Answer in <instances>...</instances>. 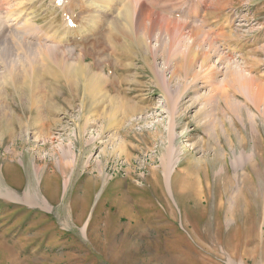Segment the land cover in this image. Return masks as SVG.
<instances>
[{
    "label": "rangeland",
    "instance_id": "1",
    "mask_svg": "<svg viewBox=\"0 0 264 264\" xmlns=\"http://www.w3.org/2000/svg\"><path fill=\"white\" fill-rule=\"evenodd\" d=\"M139 1L167 22L151 42V56L131 43L130 54L119 58L112 44H130L125 28L114 43L107 30L93 28L68 46L49 44L59 48L58 54L50 51L52 60L30 48L25 63L17 62L18 68L24 64L19 72L38 75L39 97H17L4 82L0 264H264V0H197L201 12L176 19L198 27V34L188 26L169 33L166 0ZM176 1L175 7L186 3ZM206 2L216 4L213 15L202 16ZM74 10L68 16L76 22L81 11ZM129 32L134 41L142 31ZM62 60L73 66L76 79L61 77ZM233 70L246 78L243 88L230 79ZM85 72L103 74L97 94H86L80 81ZM216 149L223 157L217 169L228 170L233 187L246 186L244 192L259 198L258 207L243 201L252 210L247 218H236V194L226 217L211 200V214L193 211L196 201L205 205V185L195 173ZM165 153L171 161L167 180L161 170ZM8 166L16 169L9 178ZM17 172H24L18 187ZM190 172L194 183L178 189V179ZM49 184L58 188L55 196L46 194Z\"/></svg>",
    "mask_w": 264,
    "mask_h": 264
},
{
    "label": "bare ground",
    "instance_id": "2",
    "mask_svg": "<svg viewBox=\"0 0 264 264\" xmlns=\"http://www.w3.org/2000/svg\"><path fill=\"white\" fill-rule=\"evenodd\" d=\"M125 1H129V0H0V97L2 98V96H4L2 94H3L4 90H6V88L4 87V82L7 83V85L10 87L11 91L13 92V94L17 97L19 95H22L25 93L33 94V95L39 94V92H40L39 90L41 88L40 87L41 83L40 84L38 83V81H39V80H37L38 75L35 74L31 70L32 68L29 69V71H32V72H28V71H26V69H23L21 72H19V70H17L18 66L16 67L17 62L19 61V63H20V60L24 56H26V54L28 53V50L30 48H36V49L40 50L42 55L44 56V58L49 59L51 57L50 51H53V50L59 51V48L51 47V46H49V44H55V45L60 44L63 46H66V45L68 46V44H70L76 38H85L86 35L88 33H90L91 30L95 31L94 29H99L101 32L107 30V37L109 36L110 38H112V42H113L114 39H116V37L118 35H120V34H118L120 28H125L123 30V34H125L127 37H124V38H126V39L128 38L130 44L123 45L121 48V53H119V48H120V45L122 43L116 44L117 50L116 51L113 50V51H114V54L118 55L119 58H120L122 53L124 54V56H125V53H127V54L129 53V49L132 47L131 43L135 44L136 49H138L140 52H143V54H148L149 56H151V49L154 50L152 48L151 42H153V40H156L157 38H159L161 36V35L157 34V31H159L161 28H163L162 24L167 25L166 19L164 17H162L160 14H158V12H156V10H153L151 7H148V5L147 6L144 5L145 3H143V5L139 4L140 3L139 0H133L131 2V4L128 6L125 5ZM172 1L173 0H166V3L168 2L167 4L171 8H164L163 9L164 12L170 14V16L172 17V18L169 17V19H168V22L172 26L170 28L169 33L179 30L180 27L188 26L187 22L178 21L176 19V17L178 15H180L181 13L182 14L183 13L188 14V12H191V13H189V15L193 16V15L201 12V10L199 8V4H198V7L194 4L197 0H186L185 5H183L182 7H180V6L175 7L176 5H173ZM177 1H180V0H177ZM43 2L46 3L45 5L47 6V8H44ZM155 2H156V0H155ZM163 2H165V0H163ZM204 3H203V6H205ZM207 4H209L208 8L207 9L205 8L206 11H205V9L202 11V16L213 15L216 11V4L215 3H207ZM137 5H139V6H137ZM163 5L164 4H162V6ZM165 6H163V7H165ZM168 6H166V7H168ZM76 7H78L79 10L81 11L80 16H79L80 19L78 18L79 22H78V19L75 22L74 21L75 19L73 20V18H69V16H71V17L75 16L74 14H76V11L74 10V8H76ZM82 7H83V9L86 8V11L90 12L89 14L87 12L88 16H86V14L83 15L84 12H82V10H81ZM40 11H41V13H40ZM42 13H44V14L41 15ZM68 14H69V16H68ZM182 14H181V17H182ZM134 15H136V17H133ZM57 16L60 17V23L59 24H57V21H58L56 19ZM147 19H149V22H148L149 26H148V28H143L145 23L147 22ZM188 27L192 28V31L195 34L200 33V29H198V27H192L190 25ZM131 28H136V29L138 28L140 31H142L141 37L132 41V39L130 38V34H129L130 33L129 31L131 30ZM190 28H189V30H190ZM131 34H133V33H131ZM142 34H143V37H142ZM92 35L94 37V34H92ZM92 35H91V37H92ZM101 38H102V36H101ZM146 38L148 39V43L145 42ZM175 39H176V37H175ZM78 40H80V39H78ZM171 41H172V39H171ZM72 43H74V42H72ZM39 44H42V45H39ZM146 44H147V46H146ZM110 45H111V43H110ZM57 46H59V45H57ZM59 47H62V46H59ZM113 48L115 49L114 44H112V49ZM54 51H53V53H54ZM57 51H56V53H57ZM34 52H35V50L33 51V53ZM137 53H139V52H137ZM29 54H30V52H29ZM42 55H41V57H42ZM112 55H113V52H112ZM30 57L27 56V59ZM58 58L60 59L61 57L59 56ZM103 58L105 59V57H103ZM143 59L148 62V58L144 57ZM32 60L33 59L31 58L30 61L34 63V61L36 59L34 58V60L33 61ZM51 60H52V57H51ZM54 60H55V57H54ZM22 61H23V59H22ZM30 61L26 60V65L28 64L27 62H30ZM40 61H41V59H40ZM62 61H64V60H62ZM62 61L60 63L61 65L63 63ZM59 62H60V60L57 61L58 64H59ZM44 64H45V62H44ZM63 64L65 65V68L62 72L63 75L62 76L60 75V76L66 82H67V80L70 82L72 79H76L74 71H72L73 66L71 64H68V63L65 64V61ZM153 64H155L154 61H153ZM22 65H24V64H22ZM22 65L20 66V68L23 67ZM31 65H33V64H30V66ZM61 65H58V67ZM83 65L84 64H82V66ZM28 66H29V64H28ZM51 66H53V65H51ZM46 67H49V66H46ZM20 68H18V69H20ZM61 68L63 69V67H61ZM153 68L151 67L150 69H153ZM187 68H189V67H187ZM27 69H28V67H27ZM48 69H50V68H48ZM75 69H77V68H75ZM58 70L56 71V73L57 72L60 73V71H58ZM43 71H42V73H43ZM45 72H46L47 76L50 75V73H51L50 70H46V69H45ZM231 73H232V77L230 79L239 83L238 85H240V87L243 88L242 84L244 83V81L242 82V80H244L246 78H244V76L241 74V71L233 70ZM159 74H161V73H159ZM159 74H157V72H155V74H154L155 78H158V82L160 81V82L164 83V81H161V79H163V77H161ZM102 75L103 74L101 72H99V73H90L89 72V74L86 73V74H83L81 76V78L79 77L80 81L82 82L81 84L83 85V88L85 89L86 92H89L86 94H91V96L93 94H97L96 93L97 89H99V87L103 83V78H102L103 76ZM50 77L53 78L52 76H50ZM230 79H229V82H230ZM250 80H252V79H250ZM250 80H248V81L252 82ZM226 85H225V87H228ZM244 86L246 87V85H244ZM248 86L251 87L252 83H250ZM233 87H234V85H233ZM83 88H82V91H84ZM259 88L260 87H258V89ZM261 91H263V90H261ZM91 96H89V97H91ZM38 97H39V95H38ZM101 97H100V99H101ZM92 98H94V97H92ZM95 99H96V97H95ZM90 100L92 103V99H90ZM36 101L37 100H35V99L33 101H30L29 106L27 105V107H28L27 110L31 109V107L33 108L36 105L34 103ZM23 109H24V106H23ZM34 119L36 120V117H34ZM33 122H34V120H33ZM6 125L8 126L9 124H6ZM205 150L206 151H204V153H209L208 152L209 150L207 148ZM212 153H213V157L204 161L206 165L204 166L203 170H201V171L197 170V172L195 173L196 176H198V173L200 174V176L202 177V183L205 185V187H204V191H205V202L204 203H205V205H203L199 200L198 201L195 200L196 202L194 201L195 207H194L193 211L195 213H197L196 214V216H197L200 214V209L203 208L202 210L204 211V213H203L204 215L205 214L206 215L211 214L209 212V208H210L209 201L211 200L213 203V208H215V209L224 208L225 209L224 213H225V217H226V215L233 209L232 207H227L229 204V200L231 199L230 197L233 196L234 194H236L234 196L239 197V200L237 203L239 205V209H238L239 212L236 215V218L238 217L241 220H242V218H247L248 213L251 212L252 210L251 209L248 210L246 207V204L243 201H245L246 203H249L250 206L255 205V207L256 206L258 207V204H259L258 199L259 198L255 197V195H256L255 192H257V191L254 192L255 194H250V193H247L246 191L244 192V190H245L244 188H246V186L245 187L244 186L238 187V185H237V187H233V185H232L233 179H232L230 173L228 172V170L223 168V167H222L223 169L222 168L220 170L217 169V167L219 166V164L221 162L220 156L222 157V154L220 155V151H218L217 149L215 151H213ZM170 164H171L170 157L165 153V155L163 156V158L161 160V170H162L163 180H167L169 178V175L171 172ZM192 176H193V172H190L187 175H183L182 177H180L176 183V187L178 189L182 188V187L186 186V182L187 183L189 182L191 184L194 183V179L192 178ZM196 180H198V177H196ZM250 189L256 190V187L252 186ZM211 190H213V193L211 192ZM2 192H4V191H2ZM47 192H48V190H47ZM211 193L213 194L212 199L209 198ZM4 196L8 197L9 195L7 193V195H4ZM30 197L31 196H29V198ZM202 198L203 197H201V200H202ZM32 199H34V198H32ZM17 200H20V199H17ZM251 201H253V202H251ZM237 204H236V206H237ZM226 207H227V209H226ZM221 214L222 213H219L220 217H221Z\"/></svg>",
    "mask_w": 264,
    "mask_h": 264
},
{
    "label": "crops",
    "instance_id": "3",
    "mask_svg": "<svg viewBox=\"0 0 264 264\" xmlns=\"http://www.w3.org/2000/svg\"><path fill=\"white\" fill-rule=\"evenodd\" d=\"M123 45H126V44H121L120 45V48H119V53H121V48H122V46ZM114 47H115V49H114V51H116L117 50V46H116V44H114ZM27 167V166H26ZM17 168V167H16ZM25 168V167H24ZM15 170V172H16V169L15 168H13L12 166H8L7 168H5V171H6V173L8 174V178L11 176L8 172H10V173H12L13 171ZM19 172H20V168L18 167V169H17ZM19 172H17L18 173V175H17V177H19L20 179H17V181H16V186L18 187V186H21V182H23L22 180H23V178H24V176H23V173L24 172H22V176H23V178H21L22 176H21V174L19 173ZM26 173V172H25ZM29 174V173H28ZM26 176V175H25ZM21 181V182H20ZM20 184V185H19ZM87 187V186H86ZM86 187L83 189V192H87L88 191V189H86ZM86 189V190H85ZM26 190H32L33 191V193H29L30 194V196L32 197V198H34V199H32V200H37V197H36V193H35V190L33 189V188H26ZM47 190H48V192H47ZM85 190V191H84ZM58 188L57 187H53V186H51L50 184H49V187L45 190V192H46V194H51V195H53L54 194V196L58 193ZM34 196V197H33ZM21 200V199H20Z\"/></svg>",
    "mask_w": 264,
    "mask_h": 264
}]
</instances>
